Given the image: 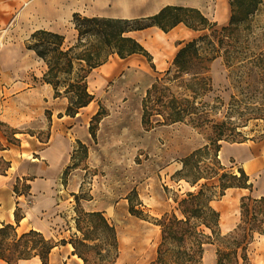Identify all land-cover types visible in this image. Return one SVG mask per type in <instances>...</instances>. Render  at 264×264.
Returning a JSON list of instances; mask_svg holds the SVG:
<instances>
[{
    "label": "trees",
    "instance_id": "1",
    "mask_svg": "<svg viewBox=\"0 0 264 264\" xmlns=\"http://www.w3.org/2000/svg\"><path fill=\"white\" fill-rule=\"evenodd\" d=\"M228 3L230 13L226 24H218L194 6L165 4L153 14L132 18L74 12L72 23L76 37L71 44L65 43L64 34L45 28L33 30L25 40V48L33 51L45 65L41 79L52 87L54 98H66L64 114L73 117L94 99L88 87L90 72L111 55L125 58L138 53L154 68L151 53L129 34L130 31L157 26L167 32L183 23L197 33L182 43L170 66L146 89L141 99V124L150 129L155 124L181 122L201 133L206 143L182 157V166L173 177L184 179L191 187L197 186L201 179L215 177L217 184L201 183L195 190L187 191L175 208L179 214L173 210L155 217L154 223L161 230L160 240L156 257L148 264H203L204 248L209 243L217 245L216 264L231 260L243 264L248 262L246 246L254 232L264 234V220L259 218L263 212L249 209L250 201L264 205V196H244L237 228L224 235L218 227L220 213L211 205L227 188H253L243 167H238L234 173L220 163V142L264 139V131L249 137L242 130L251 121L264 120V0H228ZM217 57L222 58L234 89L227 101L219 95L209 98L213 92L210 64ZM105 115L100 104L90 119L88 131L94 141L97 140L94 122ZM155 116L161 120L155 122ZM3 123L0 121V125ZM76 142L82 157L87 158L88 145L79 139ZM76 152L74 148L72 158ZM204 158L208 162L202 168L200 163ZM5 163L0 173H5L10 166L9 161ZM75 167V163L68 165L63 175H68ZM21 179L29 180L25 176L17 178L13 191L27 195L30 193L28 183L26 192L18 190L17 182ZM214 188H218L217 192ZM71 194L75 200V231L59 243L69 244L71 253L79 257L82 264H113L118 256L115 225L103 211L84 209L81 198L89 197L76 192ZM136 196L135 188L126 194L128 209L143 218L142 211L135 209L132 203ZM17 209L14 210L15 224L0 225V259L6 264H18L20 260L37 256L41 264H49L51 251L59 243L34 228L19 232L17 226L23 214L18 215ZM201 225L210 229V233L199 228Z\"/></svg>",
    "mask_w": 264,
    "mask_h": 264
},
{
    "label": "rangeland",
    "instance_id": "2",
    "mask_svg": "<svg viewBox=\"0 0 264 264\" xmlns=\"http://www.w3.org/2000/svg\"><path fill=\"white\" fill-rule=\"evenodd\" d=\"M121 1L123 0H48L49 12H46V16L43 15L44 22H40V19L30 22L27 30H22L16 37H0L1 48L8 46L14 49L11 55L0 62V79L10 81L11 76H15L13 69L17 67V79L28 81V85H23L16 94L29 90L31 85L38 86L34 93L22 101L14 104L0 101V113L4 111L15 115L17 119L25 118L24 122L16 126L4 122L0 125V135L5 138L8 146L15 148L23 143L25 148H33L35 151L22 153L21 162H14L13 172L23 171L25 177L29 178L17 182L18 190L26 192L27 183L31 187L29 196L21 198V206H17L18 215H22L24 211L27 213L26 218L19 222V232L35 227L45 237L58 243L61 239L68 238L75 231V200L71 193L76 192L89 197L81 198L84 209L103 211L115 225L118 256L113 264H148L156 257L160 240L161 230L154 223L155 217L159 218L164 212L175 210L186 192L195 190L201 183L217 184L215 177L201 179L197 186L188 188L187 181L173 177L175 171L182 166V157L205 144L206 140L201 133L181 122L155 124L150 129L141 124V99L155 77L162 75V71L152 69L146 62L143 71L140 65L135 68L122 67V70L113 73L108 79L102 78L99 70L94 68L88 76V87L94 94L91 106L81 108L76 118L63 116L66 98H54L51 86L49 92L45 89L46 85L41 79L45 65L31 50L25 48V40L37 28L60 32L64 34L66 44L73 43L76 37L72 23L74 12L120 18L140 17L121 11ZM153 1L167 3L172 0H142ZM195 2L198 9L213 19L212 14L218 0ZM138 68L142 72L141 76L130 74L139 71ZM129 74L132 85L125 82ZM210 74L213 92L209 94V98L219 95L227 101L234 89L222 58L217 57L211 62ZM3 95L4 98L10 97L11 90L3 87ZM100 104L106 115L94 122L97 139L94 141L88 127ZM160 120L159 116L154 117L155 122ZM82 129L86 131L85 138L80 136L79 131ZM242 130L247 136L255 137L264 131V120L251 121ZM13 131L20 134H13ZM77 139L88 145L85 159ZM220 143L223 152L220 163L234 173L251 159L264 160V141L248 140L244 146L225 141ZM74 148L77 152L72 158ZM207 162L205 158L202 160V168ZM73 163L77 167L64 176V169ZM5 166V160L1 158L0 170ZM134 188L137 196L132 203L135 209L142 211L143 218L130 213L128 209L129 203L125 196ZM217 190L218 188H214V191ZM245 193L244 196H248V191ZM229 194L231 192L227 191L225 196L211 201V205L219 211L220 217L222 215V220L227 224L223 226L222 220L219 221L221 235L237 228L240 221V204L244 196L232 195L230 199H225ZM249 209L264 214L263 203L250 201ZM175 212L179 214L177 210ZM259 218L264 220V215ZM262 227L264 228V223ZM199 228L210 233V229L204 225ZM69 246L59 243L50 254L49 264H82L76 256L71 257L70 261L66 259L69 256ZM216 246V243L205 245L203 264H216ZM246 254L248 262L243 264H264V234L254 232L252 241L246 246ZM18 264L41 262L35 256L20 260ZM225 264L235 262L231 260Z\"/></svg>",
    "mask_w": 264,
    "mask_h": 264
},
{
    "label": "crops",
    "instance_id": "3",
    "mask_svg": "<svg viewBox=\"0 0 264 264\" xmlns=\"http://www.w3.org/2000/svg\"><path fill=\"white\" fill-rule=\"evenodd\" d=\"M45 3L46 4H44V0H0V37L3 39H6V37H16V35H19L22 30H27L30 22H34L35 20L39 21V19L40 22H44L43 15L46 16V12L48 11V0H45ZM165 4L194 6L198 8V4L197 2H195V0H172L167 3H156L154 1L142 2V0L133 2L131 0H123L121 1L120 6L121 11L129 12L131 13V16H142L157 12ZM229 13L230 9L228 0H218L212 14L213 20H215L218 24H226L229 18ZM94 14L95 13H92L91 15ZM129 34L139 40L143 44V46L151 53L152 62L154 65V68H151L163 72L169 67V61L174 57L176 51L182 45V43L196 36L197 33L186 27L183 23H179L167 32L162 31L157 26H148L140 30L130 31ZM13 52L14 49L11 47H2L0 49V62L4 57L11 55ZM30 52L33 53V51ZM145 62L150 65L146 58L138 53H133L125 58H120L116 54H113L105 63L96 68L99 70V74H101L102 78L108 79L113 75V73L122 70V67L135 68V66L140 65L141 70L143 71ZM19 68H21V66ZM13 73L15 74V76H11L10 81H3L2 79H0V101L5 104H14L18 101H22L26 98V96H29L31 93H34L35 90L38 89V86L34 87L33 85H31L29 90L22 91L19 92V94H16L19 88L23 87V85H28V81L17 79V67H14ZM44 83L46 85L45 89L49 92L50 85L46 82ZM3 87L11 90L12 95L10 97H3ZM92 102L93 101H91L87 106L83 108H89ZM64 107H62V109ZM90 111H92V109ZM76 115H78V113ZM76 115L73 117H68L76 118ZM63 116L67 115L64 114ZM0 120L2 122L10 124L11 126H16L19 123L24 122L25 118L17 119L15 115L9 112L5 113L4 111H2L0 113ZM261 141H264V139H262ZM0 146L4 147L0 149V157L6 161H9L10 164L5 173H0V225L2 223L15 224L14 210L17 206H21V198H25V196H29V194L19 195L13 191V185L16 182V179L25 176V173L23 171L19 173L13 172L14 162L20 163L22 160V153L34 150L33 148H25L23 143H21V145L19 144L15 148L8 146L5 144V138L2 135H0ZM243 169L249 175V178L253 183L252 190L242 187H230L225 190L223 196H225L227 191L231 192L230 196H244L246 194L245 191H248L247 195L250 194L254 197L264 196V160L251 159L243 166ZM188 185V188H190V184ZM26 214L27 213L24 211L23 217L19 222L26 218ZM66 245L67 244H65V246ZM69 248V256H67L66 259L70 261L71 257L76 255L71 253L72 247L69 246ZM0 264H6V262L0 259ZM66 264L71 263L67 262ZM74 264L77 263L74 262Z\"/></svg>",
    "mask_w": 264,
    "mask_h": 264
},
{
    "label": "bare ground",
    "instance_id": "4",
    "mask_svg": "<svg viewBox=\"0 0 264 264\" xmlns=\"http://www.w3.org/2000/svg\"><path fill=\"white\" fill-rule=\"evenodd\" d=\"M0 44H1V42H0ZM130 74H131V75H135V77H139V76L142 75V72H141V71H137V72H132V73H130ZM130 74H129V76L127 75V78L125 79V80H126L125 82L129 83V85H132V81H131V78H130ZM79 132H80V136H81L82 138H85V137H86V131H85V129H82V130H80ZM230 144H237V145H240V146H244V145L246 144V142L230 143ZM241 148H243V147H241ZM222 154H223L222 149H220V151L218 152V158H219V159H222V158H223ZM228 190H230V189H228ZM258 193H259V192H258ZM230 195H231V194H229L225 199H230V198H229ZM257 195H258V194H257ZM258 197H260V196H258ZM220 220H222V215H221V217H220ZM220 220H219V221H220ZM221 225L225 226V225H227V224H226V222H225L224 220H222V221H221ZM34 228H35V227H34ZM35 229L38 230V228H35ZM77 259L81 261V259H80L79 257H78Z\"/></svg>",
    "mask_w": 264,
    "mask_h": 264
}]
</instances>
